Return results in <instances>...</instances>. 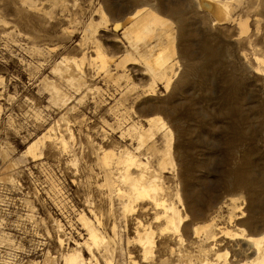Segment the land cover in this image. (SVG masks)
I'll list each match as a JSON object with an SVG mask.
<instances>
[{
  "label": "rangeland",
  "instance_id": "obj_1",
  "mask_svg": "<svg viewBox=\"0 0 264 264\" xmlns=\"http://www.w3.org/2000/svg\"><path fill=\"white\" fill-rule=\"evenodd\" d=\"M20 1L0 0V264H43L47 256L64 264L63 255L84 243L81 214L100 221L112 264H130V258L142 264L138 245L129 242L138 221L151 224L156 210L146 203L124 213L117 197L124 188L120 168L101 162L105 152L126 149L160 173L167 199L185 218V245L199 259L223 264L217 260L222 254L228 264L254 260L243 254L244 240L226 239L222 232L264 234V75L255 61L264 58V0H228L232 16L249 21L244 36L235 24H214L197 0H36L41 12L21 8ZM146 5L174 23L179 64L171 88L159 85L149 96L144 66L111 65L109 78L89 61L96 40L109 57L121 58L130 48L114 26ZM101 7L109 26L92 37L89 24L100 21ZM70 28L71 37L65 32ZM84 54L82 86L72 89L54 66ZM45 79L70 101H55ZM156 116L173 132L174 165L166 169L158 167L159 155L147 148L138 152L136 141L121 137L133 123L148 128ZM39 140L34 159L27 150ZM155 142L162 150V135ZM108 181L115 186L112 194ZM212 223L214 239L193 238L195 227ZM158 225L156 258L171 260L177 240L160 235ZM81 250L88 261L90 253ZM95 253L106 264L103 252Z\"/></svg>",
  "mask_w": 264,
  "mask_h": 264
},
{
  "label": "bare ground",
  "instance_id": "obj_2",
  "mask_svg": "<svg viewBox=\"0 0 264 264\" xmlns=\"http://www.w3.org/2000/svg\"><path fill=\"white\" fill-rule=\"evenodd\" d=\"M17 1V0H16ZM19 1V0H18ZM21 8L26 7L29 10L41 12L40 6L36 0H21ZM198 6L207 11L214 19V24H235L241 35H247L250 31L249 21L245 19H236L232 16L233 6L231 1L226 0H197ZM56 6V5H54ZM100 17L99 22L92 20L89 24V30L92 31V37L98 34L99 30L107 29L109 26V17L105 10L101 7L97 11ZM50 20L53 14H47ZM4 26H8V22L2 21ZM73 24L72 22H70ZM74 25V24H73ZM115 31H123V39L127 41L129 50L119 59L111 58L105 52L103 46L96 40L95 57H91L90 65H99L101 71H104L109 78H112L110 66L114 65L116 70H125L128 66L139 67L144 66V74L149 77V84L146 87L147 96L155 94L159 85H164L169 90L178 77L179 64L176 61V35L174 23L172 20L157 10L154 6L146 5L135 11L132 15L126 17L123 21L117 22L114 26ZM75 29L65 30L71 37ZM88 31L84 33L86 40ZM118 41H121L120 39ZM153 43H156L155 45ZM82 46V44H81ZM34 51L40 53V50L33 48ZM87 55L84 54L80 60L69 59L65 57L61 62L54 66L53 72L64 79L72 88L79 90L82 86V72L87 64ZM255 61L259 65L258 72L264 75V58L255 56ZM125 76H120V79ZM1 81H3L1 79ZM45 82L53 94V98L57 102L66 104L70 101V97L63 92L54 82L45 79ZM160 134L163 138V149H159L156 145V135ZM128 136L130 140L138 143L137 151L147 148L153 154L159 155L158 167L166 169L173 166V132L166 122L159 116L148 119V128H144L138 123H133L127 131L122 133V138ZM40 140L29 145L27 154L34 159L37 158V148ZM65 145V143H64ZM102 164L106 168L117 165L120 168L118 180L124 188L117 189L118 196L123 200L124 213L136 212L139 204H148L155 208V219L151 224L145 225L142 221H138L137 233L133 242L140 249L142 256V264H213L208 259H199L193 251L189 250L185 245V235L182 233L185 225V218L182 217L181 210L176 203L167 199L166 190L162 183L160 173L154 166L147 161L142 162L132 152L126 149L120 154L113 151H107L101 158ZM109 193L115 192L110 181L107 183ZM176 200L179 204H183L182 196L177 192ZM112 198V196H110ZM149 207L146 208V211ZM233 220V216L230 218ZM83 229L86 231L84 243L79 244L78 248L69 251L62 257L64 264H99L95 251L102 253L106 264L113 263V257L110 253L109 239L99 230L101 225L91 221L86 214H81L79 218ZM159 224L160 235H171L177 240L176 249L171 250V260H159L156 258V231L153 224ZM214 223L207 225H199L193 229V238L198 239L203 235L209 240L215 238V234L211 231ZM222 236L231 240H244V255H254L255 259L246 264H264V234L257 236L246 235L245 232L234 233L226 229L222 232ZM61 246L65 241L59 239ZM82 247H85L91 255L87 261ZM199 253H204L202 246L198 247ZM130 257H132L130 255ZM223 259V264H228V255L219 254L217 260ZM130 264H140L137 260L130 258ZM220 262L218 261L217 264ZM43 264H56L55 259L47 256Z\"/></svg>",
  "mask_w": 264,
  "mask_h": 264
}]
</instances>
